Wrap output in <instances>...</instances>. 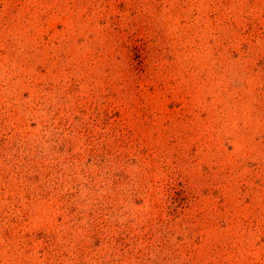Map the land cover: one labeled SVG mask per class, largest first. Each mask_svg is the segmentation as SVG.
Here are the masks:
<instances>
[{
  "label": "rangeland",
  "instance_id": "rangeland-1",
  "mask_svg": "<svg viewBox=\"0 0 264 264\" xmlns=\"http://www.w3.org/2000/svg\"><path fill=\"white\" fill-rule=\"evenodd\" d=\"M0 264H264V0H0Z\"/></svg>",
  "mask_w": 264,
  "mask_h": 264
}]
</instances>
